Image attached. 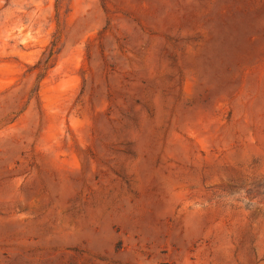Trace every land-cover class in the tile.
Here are the masks:
<instances>
[{"label":"rangeland","instance_id":"374dc122","mask_svg":"<svg viewBox=\"0 0 264 264\" xmlns=\"http://www.w3.org/2000/svg\"><path fill=\"white\" fill-rule=\"evenodd\" d=\"M0 264H264V0H0Z\"/></svg>","mask_w":264,"mask_h":264}]
</instances>
